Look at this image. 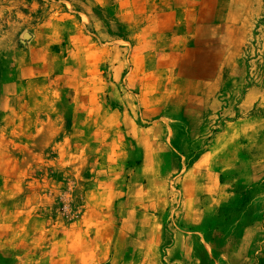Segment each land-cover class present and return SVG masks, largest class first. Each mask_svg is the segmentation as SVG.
Returning <instances> with one entry per match:
<instances>
[{"label": "rangeland", "instance_id": "374dc122", "mask_svg": "<svg viewBox=\"0 0 264 264\" xmlns=\"http://www.w3.org/2000/svg\"><path fill=\"white\" fill-rule=\"evenodd\" d=\"M0 264H264V0H0Z\"/></svg>", "mask_w": 264, "mask_h": 264}]
</instances>
